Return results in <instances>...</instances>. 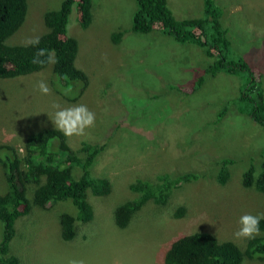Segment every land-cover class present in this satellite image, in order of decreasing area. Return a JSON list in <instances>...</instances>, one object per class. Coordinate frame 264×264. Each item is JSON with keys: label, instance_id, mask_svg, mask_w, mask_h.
Here are the masks:
<instances>
[{"label": "rangeland", "instance_id": "1", "mask_svg": "<svg viewBox=\"0 0 264 264\" xmlns=\"http://www.w3.org/2000/svg\"><path fill=\"white\" fill-rule=\"evenodd\" d=\"M62 0H27L25 21L7 43H27L46 27L43 14L58 8ZM230 44L228 59L245 60L261 77L264 95V0H214ZM168 7L181 20L203 15V0H168ZM136 0H92V21L82 27L73 6L67 35L78 43L75 65L88 78L84 92L79 82L63 85L53 75V64L39 71L0 79V145L10 144L23 152L34 130L55 127L50 116L58 110L84 104L96 114L95 126L82 136L66 137L71 147L85 139L105 144L91 167L97 176L110 180L111 192L94 196L93 217L76 223L70 241L60 236L59 216L74 214L69 199L32 206L19 217L10 250L23 264H164L163 254L176 237L205 230L219 240L236 238L244 214L264 213V193L242 185L241 173L264 158V127L248 114L237 98L244 82L240 74L205 68L215 57L205 49L153 30H132ZM122 35L115 42L111 36ZM204 75L193 89L192 81ZM45 80L50 93L42 94L38 82ZM222 112V113H221ZM50 115V116H49ZM230 177L224 185L214 180L224 159ZM198 171L203 177L173 189L166 206L149 203L124 228L115 224L114 209L133 194L129 184L154 174ZM258 171V168H256ZM6 190L0 165V192ZM31 195V193H30ZM91 204V205H92ZM179 205L183 216L172 215ZM188 205V206H187ZM2 222L0 221V240ZM242 264H264L249 259Z\"/></svg>", "mask_w": 264, "mask_h": 264}, {"label": "trees", "instance_id": "2", "mask_svg": "<svg viewBox=\"0 0 264 264\" xmlns=\"http://www.w3.org/2000/svg\"><path fill=\"white\" fill-rule=\"evenodd\" d=\"M136 3L132 30L143 33L159 30L180 42L203 47L207 56L215 57L205 68V72L210 75L220 71L242 75L244 82L237 100L245 104L244 111L249 105L247 114L264 127L261 77L254 73L255 69L242 58H227L230 42L221 26V13L214 0H203L202 16L181 20L177 19L168 7V0H136ZM73 6L77 7L78 23L87 27L93 17L92 0H62L58 8L44 12L46 31L38 36V45H31L28 42L7 43L8 38L21 28L25 21L27 0H0V79L41 70L48 63H32L37 50L54 49L57 62L53 64V75L63 85L79 82L78 94L69 98L77 99L86 89L88 78L83 70L75 65L77 40L67 35ZM121 35V32H117L111 39L117 42ZM203 81L204 75L192 81L193 89ZM22 148L23 152H20L18 146L0 145V165L6 183V190L0 192V264H23L21 259L11 252L10 241L15 233V221L29 214L32 206L44 208L48 202L69 199L76 212H62L59 224L62 240L70 241L77 234L76 223L88 222L93 217L89 192L94 196H104L112 189L108 178L97 176L93 169L91 172L94 160L104 150L105 144H91L83 139L79 146L74 148L68 144L63 133L50 126L32 131ZM259 160L260 165L252 161L242 171L241 180L244 187L264 193V158ZM230 163H233L231 158L222 161L216 170L215 182L220 185L227 182L230 177L227 164ZM203 175L198 171L188 170L134 179L129 184L133 196L114 209L116 226L126 227L133 216L149 203L156 204L157 209L163 208L167 205L173 189H178L183 183ZM186 210L185 206L179 205L172 215L183 216ZM243 242L240 245L231 239L219 240L205 230L188 231L170 242L162 260L164 264H242L244 260L249 259L264 260V219L260 221V233L254 238H246Z\"/></svg>", "mask_w": 264, "mask_h": 264}, {"label": "clouds", "instance_id": "3", "mask_svg": "<svg viewBox=\"0 0 264 264\" xmlns=\"http://www.w3.org/2000/svg\"><path fill=\"white\" fill-rule=\"evenodd\" d=\"M39 37L32 39L30 38L28 43L31 45L39 44ZM43 58V59H42ZM56 55L54 49H43L37 50L35 56L32 59L33 64L43 65L45 63L54 64L56 63ZM38 89L42 94H49L50 88L48 87L45 80L38 82ZM58 110L54 116H50L56 130L63 133L66 137L82 136L86 133V130L95 126L96 114L91 111L87 105L78 104L66 108H60L58 105L55 106ZM264 219V213L253 215L244 214L239 218L240 227L234 233L236 238H254L260 233V221ZM69 264H84L82 260H71Z\"/></svg>", "mask_w": 264, "mask_h": 264}]
</instances>
